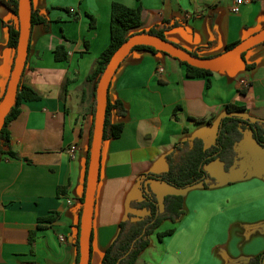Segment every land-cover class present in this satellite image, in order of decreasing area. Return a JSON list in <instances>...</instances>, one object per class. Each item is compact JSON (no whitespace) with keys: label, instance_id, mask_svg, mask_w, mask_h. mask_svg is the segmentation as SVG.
Wrapping results in <instances>:
<instances>
[{"label":"crops","instance_id":"1","mask_svg":"<svg viewBox=\"0 0 264 264\" xmlns=\"http://www.w3.org/2000/svg\"><path fill=\"white\" fill-rule=\"evenodd\" d=\"M113 2L142 8L143 23L135 32L178 21L165 32L166 40L188 52L200 51L202 57H216L228 44L264 29V0H242L237 13L232 7L238 0H32L33 10L48 25L32 28L22 81L42 99L24 103L9 125L7 151L18 156L0 158V264L79 262L81 199L95 124L94 90L87 78L110 44ZM89 16L96 19L95 28ZM14 20L0 2V102L16 56L8 44L7 23ZM59 45L65 46L68 61L55 60ZM210 81L188 77L179 60L160 52L135 50L121 63L109 98L123 102L128 114L114 116L124 131L102 145L91 264H101L128 216L130 201L141 199L140 177L166 171L165 157L176 143L199 137L211 147L229 103L246 106V117L264 120V43L244 58L212 69ZM177 107L178 120L173 117ZM72 146L77 147L74 154ZM237 151L241 160L229 173L219 161L206 166L216 180L209 188L163 189L155 185L158 181L148 182L159 205L157 189L163 191L162 199L183 196L186 213L178 224L160 227L158 231L176 230L162 241L153 234L135 264H243L264 251V163L245 172L244 160L251 154L242 142ZM50 215L56 216L54 222L39 223Z\"/></svg>","mask_w":264,"mask_h":264},{"label":"trees","instance_id":"2","mask_svg":"<svg viewBox=\"0 0 264 264\" xmlns=\"http://www.w3.org/2000/svg\"><path fill=\"white\" fill-rule=\"evenodd\" d=\"M13 13L14 21L8 22L9 27V46L17 52L19 42V22H18V0H0ZM91 19L90 27L95 28L96 19ZM42 23L48 25L46 18L33 10L31 31L35 24ZM142 8H132L119 2H113L111 8V41L108 47L101 53L97 60L96 66L88 76L87 81L93 85L95 103L93 106V115L96 113V92L99 80L107 67L115 51L123 45L130 37L135 34H151L161 39L165 38V32L176 27L178 21L164 20L148 31L135 32L134 30L142 26ZM31 36V35H30ZM241 41H235L227 45L226 50H230ZM135 50H146L154 53H164L151 46H136ZM200 51L189 52L192 56L209 59L211 57H202ZM247 52V51H246ZM246 52L240 56L244 58ZM165 55H168L164 53ZM170 56V55H168ZM172 57V56H171ZM16 58V56H15ZM54 58L58 62L68 61L69 55L64 45H59L54 50ZM175 58V57H173ZM177 59V58H175ZM185 68L186 75L190 78H208V85L211 84L210 77L212 70L192 66L185 61L177 59ZM15 62V61H14ZM14 66V65H13ZM248 67V65H247ZM20 80L19 90L16 102L6 118V123L0 132V158L7 154L11 157H17V153L12 150L7 151L10 147L11 133L9 125L16 120L21 114L22 105L26 102L39 101L42 99L41 94L32 86L24 84ZM69 82H66L65 91ZM8 87V85H7ZM177 107L173 117L178 120ZM246 106L236 103H229L225 108V116L220 120L217 128L215 143L211 147H206L204 141L199 138H193L176 143L169 154L166 155L165 161L167 170L164 172L147 173L140 177L138 187L141 191V199H132L129 203V212L127 218L120 223L119 233L113 243L107 248L102 258L101 264H135L141 253L150 246L151 236L157 234L159 240L172 235L176 226L165 231H158L164 222L169 221L173 225L178 224L185 215V200L181 195H167L163 199L162 208H160L157 196L150 190L149 181H158L165 183L176 189H188L194 186L202 185L209 188L216 185V180L206 171V166L212 162L219 161L223 164L226 173L236 169L241 157L237 151L238 144L244 139L246 131H250L256 143L264 149V120L252 119L244 116ZM177 110V111H176ZM128 114L123 102L117 100L112 102L109 98L105 119L103 141L120 138L124 131L123 122H115L114 116L118 119L125 118ZM198 123L204 121L210 123V120L192 119ZM95 126V124H94ZM94 126L91 133V142L89 151L92 149V139ZM187 128L184 132H187ZM90 162V155L87 162V171ZM87 184V183H86ZM85 197L81 199L84 203ZM56 216L40 218L39 223H52ZM39 225L40 228L43 225ZM30 243L32 248L35 242L34 233L31 234ZM92 240L91 237V260L92 261ZM79 251V240H77ZM243 264H264V251L255 257L248 259Z\"/></svg>","mask_w":264,"mask_h":264},{"label":"water","instance_id":"3","mask_svg":"<svg viewBox=\"0 0 264 264\" xmlns=\"http://www.w3.org/2000/svg\"><path fill=\"white\" fill-rule=\"evenodd\" d=\"M32 12V0H18L20 35L8 87L0 102V132L5 126L6 118L16 102L20 80L26 66L31 35ZM261 43H264V29L241 41L232 49L225 50L224 53L216 57L204 59L192 56L183 48L166 39H161L158 36L151 34H135L115 51L99 80L96 92L95 126L92 139V149L90 152V162L87 171L85 200L81 214L78 264H90L91 260V237L95 196L100 177L101 152L109 100V87L121 63L130 55L133 48L140 45L151 46L172 57L185 61L192 66L212 70Z\"/></svg>","mask_w":264,"mask_h":264},{"label":"rangeland","instance_id":"4","mask_svg":"<svg viewBox=\"0 0 264 264\" xmlns=\"http://www.w3.org/2000/svg\"><path fill=\"white\" fill-rule=\"evenodd\" d=\"M242 145L245 150H247L250 154L251 157L247 156L244 162H247L244 167L245 172H252L253 171V166L254 168H262L263 163H264V149L260 147L256 141L253 139L252 134L250 131H246L244 135V139L241 141ZM253 148L255 150H253ZM243 171V172H244ZM155 185L161 186L166 189H174L171 186H168L167 184H163L162 182H155ZM157 192L160 197V205H163V199H162V194L163 191H159L157 189ZM170 226V222H164L163 225L161 226L162 229H165Z\"/></svg>","mask_w":264,"mask_h":264},{"label":"built area","instance_id":"5","mask_svg":"<svg viewBox=\"0 0 264 264\" xmlns=\"http://www.w3.org/2000/svg\"><path fill=\"white\" fill-rule=\"evenodd\" d=\"M242 3V0H238V2L235 4V5H233V7H232V11L233 12H235V13H237V12H239L240 11V4ZM163 69H160V71H162ZM245 85H248V83H244ZM76 149H77V147L76 146H72L71 148H70V153L71 154H74V152L76 151Z\"/></svg>","mask_w":264,"mask_h":264}]
</instances>
